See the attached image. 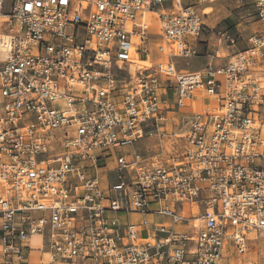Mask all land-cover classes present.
Instances as JSON below:
<instances>
[{
  "label": "clouds",
  "instance_id": "obj_1",
  "mask_svg": "<svg viewBox=\"0 0 264 264\" xmlns=\"http://www.w3.org/2000/svg\"><path fill=\"white\" fill-rule=\"evenodd\" d=\"M0 264H264V0H0Z\"/></svg>",
  "mask_w": 264,
  "mask_h": 264
}]
</instances>
